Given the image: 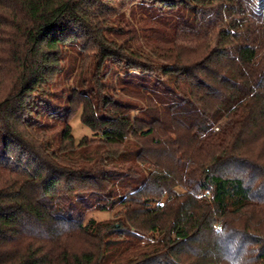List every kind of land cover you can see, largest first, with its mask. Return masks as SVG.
<instances>
[{"label":"trees","instance_id":"16d2710c","mask_svg":"<svg viewBox=\"0 0 264 264\" xmlns=\"http://www.w3.org/2000/svg\"><path fill=\"white\" fill-rule=\"evenodd\" d=\"M252 10L0 0V264H264V0ZM77 111L94 137L76 141Z\"/></svg>","mask_w":264,"mask_h":264},{"label":"rangeland","instance_id":"374dc122","mask_svg":"<svg viewBox=\"0 0 264 264\" xmlns=\"http://www.w3.org/2000/svg\"><path fill=\"white\" fill-rule=\"evenodd\" d=\"M246 4L252 7V14H255V16H261L262 15V8H263V0H246ZM131 6L132 5H127L124 6V8L122 10H119L120 13H124L125 17L128 19L129 15L131 14ZM135 9V17L139 18L142 14L141 9H139L138 7H133ZM210 15V14H209ZM143 16V15H142ZM250 15H245V17L243 16H239L240 18H247ZM228 23V18L223 20V23L219 24V27H225L227 26ZM154 25V24H150L149 26ZM65 50L67 53L66 55V62H65V68L69 69L70 66H73V59L78 57V53L76 52V50L74 48L71 47H65ZM75 73L73 72L72 74L69 73H61L56 81L54 82V84L50 87V93H51V98L57 102V103H63L65 100V95L63 96L62 92L63 91H68V89L72 86H75V78L76 76L74 75ZM154 78V77H153ZM160 79V78H159ZM117 80L113 81V85L116 88V91L119 92V83L116 82ZM49 96V97H50ZM141 105V104H140ZM142 105L144 106V104L142 103ZM80 111V110H79ZM77 111L78 113H76L71 121V127H72V134L75 137L76 141L78 142L79 140H81L84 137H88V138H92L94 137L93 133L87 128L85 127L80 119V112ZM141 114V110L140 109H135L133 116H138L140 117ZM225 120L222 119L220 122H218V124H222ZM133 143H137V141L133 142ZM133 147H135V145H133ZM142 167V166H141ZM178 192H181L182 189L178 188L177 189ZM198 197H201L200 194L198 195ZM121 205H117L116 207H114L112 210H108V211H102V210H98L96 207H92L87 215H86V221L94 218L95 220L98 221H105V220H114L118 211L121 209ZM139 237H141V242L140 244L143 245L146 242H154L157 239V233H149V234H139ZM119 248H123L125 246V244H118ZM117 252V251H116ZM114 253L113 257L111 258L112 260H114L116 257H118V253ZM129 253L126 252L125 254H123V258L128 255Z\"/></svg>","mask_w":264,"mask_h":264}]
</instances>
